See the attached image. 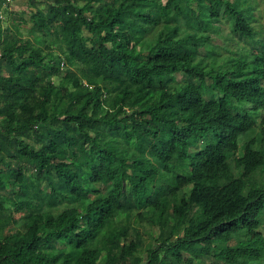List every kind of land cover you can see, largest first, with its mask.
<instances>
[{
  "label": "trees",
  "instance_id": "obj_1",
  "mask_svg": "<svg viewBox=\"0 0 264 264\" xmlns=\"http://www.w3.org/2000/svg\"><path fill=\"white\" fill-rule=\"evenodd\" d=\"M234 1L0 0V264L264 261V60L200 62L219 16L253 43Z\"/></svg>",
  "mask_w": 264,
  "mask_h": 264
},
{
  "label": "rangeland",
  "instance_id": "obj_2",
  "mask_svg": "<svg viewBox=\"0 0 264 264\" xmlns=\"http://www.w3.org/2000/svg\"><path fill=\"white\" fill-rule=\"evenodd\" d=\"M229 3H231L233 0H227ZM253 6L254 8L252 9V11L250 10L249 6ZM189 7L191 8V6L189 5ZM206 7V6H204ZM252 8V7H251ZM233 9L235 10V12L239 13L240 15H242L244 18H248V21H252L251 22V26L253 27V30L255 32V36L253 39V43H251L248 40L242 39L239 40L237 37L233 36L230 31V27H229V23L226 22L227 18L224 16H219V22L217 24L211 23L207 28L213 30L214 32H210V34H208L210 37H208L210 39L209 43H208V48H206V52H212L210 49L213 48L214 51L217 53V60H216V64L215 63H208L209 62V58L208 57H204L202 59H200V62L203 66H205L206 70L208 69H214L216 67H218L220 64H218L219 62L222 63L220 60L225 61L226 58L228 56H231L233 54L237 55V59L235 58V63L237 61L242 62V61H252L253 59V54H257L261 57V59L264 60V0H246V3L240 2V1H234L233 2ZM22 12H28V8H26L24 11ZM193 12V11H191ZM200 23L201 22H208V14L205 11L204 14H202V17H200L199 19ZM232 27V25H230ZM179 30L180 33L183 32L184 28L183 26H179ZM158 28H155L154 30H152V32L150 34L147 35V38H150L153 34H155L158 31ZM25 29V28H24ZM215 33V34H214ZM262 46V48H261ZM52 49H55V46L52 45L51 46ZM140 48V47H139ZM54 51V55L56 56V51L57 50H53ZM53 55V57H54ZM64 73V70L63 72ZM64 74H62L61 76H63ZM177 81L178 82H184L186 80V78L184 76L181 75H177ZM53 84L57 83V79H52L51 81ZM204 84H202L203 86ZM262 95L264 96V90L262 92ZM232 114H236L235 109L231 108L230 109ZM96 113H94L95 115ZM255 130L257 131V134H260L261 136V141L259 143V145L257 146L259 149L262 147L263 143H264V133H261V129L259 127V125H257L255 127ZM242 136L240 137V139L242 140ZM263 167H261L260 169L256 170L253 178L255 179V181H257L259 184H257V187L263 186L264 185V169H262ZM115 180H118V177H116ZM150 184L153 185V179H150L148 181ZM98 186L99 189H103L104 187L100 186V185H96ZM64 206H68L73 204V200L72 199H66L63 201ZM177 203L179 202V200L176 201ZM181 206V205H179ZM59 210V208H55L53 209L52 212H57ZM147 210V213H145L143 215V217L146 220V223H142V226L140 227V233L142 238L144 239L143 243L145 244H156V241L158 238L161 239V236L164 237V233H166L165 229H160V225L158 223H160V214H159V210H155L153 207H147L145 208L143 211ZM196 209H194L195 211ZM0 211L1 212H6L5 209L0 206ZM193 211V212H194ZM135 214V213H133ZM92 216L94 218H97L98 215L97 214H92ZM16 218H20L21 215H16ZM261 217H263L261 226L259 227V229L257 230L258 233H260L263 237H264V212H262ZM200 220H202V218H200ZM17 227L21 230H25V224L23 221L19 220ZM42 233V231H40ZM44 233V232H43ZM163 233V234H162ZM240 240H243V238H240ZM234 242L229 243V245H233ZM213 246H217V243H213ZM213 254H215L216 252H212ZM129 254V253H128ZM194 255L193 251H186L183 250V257L184 259H192ZM204 260L202 261L201 259L199 260L202 264H226L225 262L218 260L217 258L213 257V255H211L210 257H205L203 258ZM193 260H195L193 258ZM240 261H242L243 264H246L247 261H245L244 259H240ZM195 262H197L195 260ZM163 264H169V262H164ZM260 264H264V261L261 262Z\"/></svg>",
  "mask_w": 264,
  "mask_h": 264
},
{
  "label": "crops",
  "instance_id": "obj_3",
  "mask_svg": "<svg viewBox=\"0 0 264 264\" xmlns=\"http://www.w3.org/2000/svg\"><path fill=\"white\" fill-rule=\"evenodd\" d=\"M27 8V0H12L10 2V4L8 5L7 11L10 12V17L13 15H17L19 13H21L22 11H24ZM3 23L10 27V28H14L15 26H17V23L15 21H12L9 19V16H3ZM31 27V23H26L25 25L21 26V29H24L25 31H27L29 28Z\"/></svg>",
  "mask_w": 264,
  "mask_h": 264
},
{
  "label": "built area",
  "instance_id": "obj_4",
  "mask_svg": "<svg viewBox=\"0 0 264 264\" xmlns=\"http://www.w3.org/2000/svg\"><path fill=\"white\" fill-rule=\"evenodd\" d=\"M11 0H8V2H10Z\"/></svg>",
  "mask_w": 264,
  "mask_h": 264
},
{
  "label": "bare ground",
  "instance_id": "obj_5",
  "mask_svg": "<svg viewBox=\"0 0 264 264\" xmlns=\"http://www.w3.org/2000/svg\"><path fill=\"white\" fill-rule=\"evenodd\" d=\"M196 146H197V143H196Z\"/></svg>",
  "mask_w": 264,
  "mask_h": 264
}]
</instances>
